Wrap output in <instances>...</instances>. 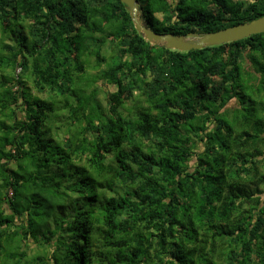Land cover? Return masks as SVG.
<instances>
[{"label": "trees", "instance_id": "16d2710c", "mask_svg": "<svg viewBox=\"0 0 264 264\" xmlns=\"http://www.w3.org/2000/svg\"><path fill=\"white\" fill-rule=\"evenodd\" d=\"M138 3L175 35L264 15ZM0 31V264H264V33L168 49L121 0H0Z\"/></svg>", "mask_w": 264, "mask_h": 264}, {"label": "water", "instance_id": "95a60500", "mask_svg": "<svg viewBox=\"0 0 264 264\" xmlns=\"http://www.w3.org/2000/svg\"><path fill=\"white\" fill-rule=\"evenodd\" d=\"M127 7L138 32L150 43L164 45L168 49L190 51L208 46L235 42L254 34L264 33V15L248 22H242L213 32H190L187 35L158 33L145 25L139 15L138 0H121Z\"/></svg>", "mask_w": 264, "mask_h": 264}, {"label": "rangeland", "instance_id": "374dc122", "mask_svg": "<svg viewBox=\"0 0 264 264\" xmlns=\"http://www.w3.org/2000/svg\"><path fill=\"white\" fill-rule=\"evenodd\" d=\"M171 1H174V0H171ZM139 15H140V17H141V19H142V21H143V23H144V20H143V18H142V15H141V12H140V10H139ZM145 24V23H144ZM2 37H4L3 36V34H2V31H0V44H2V42H3V39H1ZM5 41V40H4ZM11 43V42H10ZM103 68H105V66H102ZM20 71V69H17L16 70V72H19ZM99 85H102V91H101V93H100V95H99V98H100V100L101 101H103V102H105L106 101V97H107V94H109V92L111 91V90H113V88L110 86V85H108L106 82H101V83H99ZM1 116V115H0ZM2 120H4V121H6V118H1ZM199 146V148L198 149H200V145H198Z\"/></svg>", "mask_w": 264, "mask_h": 264}]
</instances>
